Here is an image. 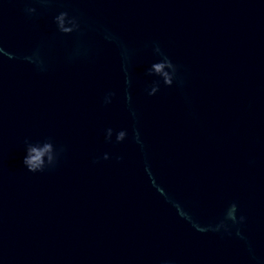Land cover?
<instances>
[{
  "label": "water",
  "instance_id": "obj_1",
  "mask_svg": "<svg viewBox=\"0 0 264 264\" xmlns=\"http://www.w3.org/2000/svg\"><path fill=\"white\" fill-rule=\"evenodd\" d=\"M0 264H264V0H0Z\"/></svg>",
  "mask_w": 264,
  "mask_h": 264
},
{
  "label": "clouds",
  "instance_id": "obj_2",
  "mask_svg": "<svg viewBox=\"0 0 264 264\" xmlns=\"http://www.w3.org/2000/svg\"><path fill=\"white\" fill-rule=\"evenodd\" d=\"M27 159H28V158L26 157V158H25V162H27Z\"/></svg>",
  "mask_w": 264,
  "mask_h": 264
}]
</instances>
